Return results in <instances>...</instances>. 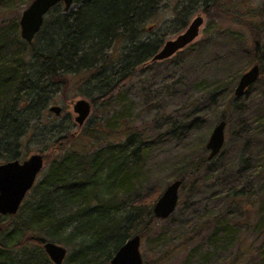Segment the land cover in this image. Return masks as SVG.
<instances>
[{"label": "rangeland", "instance_id": "obj_1", "mask_svg": "<svg viewBox=\"0 0 264 264\" xmlns=\"http://www.w3.org/2000/svg\"><path fill=\"white\" fill-rule=\"evenodd\" d=\"M33 1L1 0L0 30L8 31L15 22L20 26L23 12ZM194 1L186 2L189 8L184 11L183 20L178 16V11L185 6L182 0L162 4L155 17L146 23L144 36L147 42L158 43L161 50L166 42L183 34L196 17H203L200 35L190 46L168 60L149 62L139 68L118 94L103 102L93 103V99L99 97L93 87L84 86L78 90L77 85L83 84L84 77L74 78V84L64 94L55 96L39 124L36 127L35 123L31 124L32 129L21 146L6 140L1 148L14 147L20 161L35 154L44 155L45 166L38 183L48 173L50 165L70 147L80 151L97 150L100 146L94 145V139L87 140V134L93 133L94 138L101 132V138L114 143L126 142L129 134L140 132L144 135L146 132L153 146L148 162L124 192L131 193L133 201L137 202L161 190L154 206L174 181L183 180L187 185L185 189L181 187L176 211L166 220L154 218L153 232L141 238L144 263L232 264L238 261L235 264H248L252 262L249 258L261 255L262 251H257L264 249V217L261 218L264 216V75L243 96L236 97L235 90L241 76L256 65L252 29L248 24L254 23L255 28L263 29L264 0H216L207 7L203 0ZM61 7L66 16L80 5L74 1L68 13H65V6ZM126 47V42L121 41L109 51L113 64L107 67L106 77L111 76L115 66L124 63ZM28 49L30 54L32 47ZM83 91L88 95H83ZM81 99L92 104V112L86 124L79 128L73 104ZM52 106L62 108L59 117L49 112ZM17 113L22 120L30 118L29 108ZM223 120L227 122L225 145L220 155L210 161L207 143L214 128ZM61 137H68L63 151L55 145ZM203 160L208 164L202 171H196L195 163L198 165ZM229 169L232 171L229 175L239 180V173L246 171L247 176L250 171L255 176H251V190L238 189L239 193L244 189L249 196L238 197L237 204L231 203L233 209L226 211V203L218 195L222 190L217 187L219 179L216 177L222 170ZM112 175H115L114 170ZM115 192L104 189L103 196L110 198ZM207 211L217 213L225 224L231 225L235 239L230 235L214 238L213 244L206 246L212 229L197 238L204 223L212 225L215 221ZM3 220L7 222L9 217ZM0 227V237H8L13 232V226ZM188 237L196 238L187 248L177 251L175 247ZM61 246L68 256L71 250ZM194 248L197 252L188 259Z\"/></svg>", "mask_w": 264, "mask_h": 264}, {"label": "trees", "instance_id": "obj_2", "mask_svg": "<svg viewBox=\"0 0 264 264\" xmlns=\"http://www.w3.org/2000/svg\"><path fill=\"white\" fill-rule=\"evenodd\" d=\"M167 1L75 0L79 9L66 16L61 7L64 4H59L48 13L32 44L19 36L18 22L8 31L1 29L0 161L20 158L13 151L14 147L4 149L1 144L11 140L17 147L21 146L32 129L31 124L35 123L34 127L39 124L55 96L64 94L74 78L84 77L83 84L77 85L78 90L84 86L93 87L99 95L93 103L109 100L118 94L138 69L146 66L159 52L158 43L145 39V25ZM187 1L190 3L191 0H182L185 6L178 11L180 20L185 19L184 11L189 8ZM203 1L207 7L216 0ZM182 24L186 25L185 22ZM248 27L252 29L255 64L261 65V75H264V25L263 29L258 26L256 29L254 23H249ZM36 41L43 45L38 46ZM121 41L127 44L125 61L115 66L111 76L106 77L107 67L113 64L109 51ZM30 47L32 51L28 54ZM85 92L82 94L88 95ZM28 108L30 118L22 120L17 112ZM99 134L94 138L93 133L86 136L87 140L94 139L95 146H100L97 150L89 152L70 147L65 155L50 165L48 173L27 195L17 215L9 217L7 222L0 216V226H13L8 237H0V264H53L43 248L46 242L64 245L71 250L65 264H111L117 251L129 239L136 235L144 238L153 232V204L161 190L149 199L145 196L137 202L133 201L131 193L124 192L148 162L152 146L150 139L146 132L144 135L138 132L127 135L126 142L113 143L108 138H101V132ZM67 142L68 137H61L55 145L63 151ZM186 160L185 157L184 164L188 162ZM207 164V160H203L194 166L199 172ZM231 172L230 169L222 170L216 177L219 179L217 187L222 190L218 195L223 197L226 211L233 209L231 203L237 204L238 197L249 196L244 189L241 193L238 189L251 190V176H255L253 171L247 176L246 171L239 173V180L229 175ZM182 182L185 189L187 184ZM104 189L116 191V194L112 195L113 198H106ZM207 215H212L214 223H204L196 234L200 238L206 230H213L206 246H211L214 238L230 235L235 239L231 225L225 224L217 213L207 211ZM195 238L188 237L175 247L176 250L187 248ZM196 248L188 259L197 252ZM263 250L257 251H262L261 255L249 258L252 262L248 264H264Z\"/></svg>", "mask_w": 264, "mask_h": 264}, {"label": "water", "instance_id": "obj_3", "mask_svg": "<svg viewBox=\"0 0 264 264\" xmlns=\"http://www.w3.org/2000/svg\"><path fill=\"white\" fill-rule=\"evenodd\" d=\"M75 0H34L23 12L20 19V36L28 44H32L36 36L42 30L48 13L57 5L64 4L65 13L73 7ZM204 24L203 17H196L187 30L174 40L164 44L159 52L152 58L151 63L162 62L172 58L181 50L190 46L200 35ZM261 76L259 65L253 66L244 73L235 90L236 97H241ZM49 112L57 117L61 115L62 108L52 106ZM75 122L82 128L92 112V104L81 99L73 104ZM226 121H221L213 130L207 143L210 151L208 160L212 161L223 150L225 145ZM45 166V157L42 154L32 155L30 158L20 161L14 160L0 164V216L12 217L18 214L34 186L37 184L40 174ZM183 182L176 180L167 186L166 190L156 202L153 208V216L157 220L168 219L177 209L180 190ZM141 236L136 235L129 239L115 254L111 264H145L141 251ZM44 251L53 264H64L67 250L53 242L43 244Z\"/></svg>", "mask_w": 264, "mask_h": 264}]
</instances>
